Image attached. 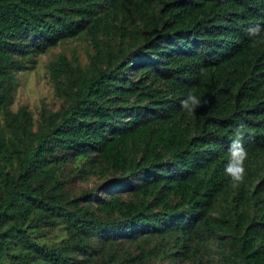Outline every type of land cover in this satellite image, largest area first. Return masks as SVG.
I'll return each mask as SVG.
<instances>
[{"label":"trees","instance_id":"1","mask_svg":"<svg viewBox=\"0 0 264 264\" xmlns=\"http://www.w3.org/2000/svg\"><path fill=\"white\" fill-rule=\"evenodd\" d=\"M255 24L264 25V0H0V109L24 64L16 54L81 31L95 49L87 69L64 55L50 61L68 103L38 129L25 108L6 111L17 164L0 166V261L206 264L214 242L222 264H264V44L246 32ZM128 43L139 45L125 56ZM189 91L208 101L191 115L180 105ZM240 123L248 159L233 187L224 168ZM79 155L76 174L111 175L105 197L68 189L65 168ZM56 220L59 243L31 236Z\"/></svg>","mask_w":264,"mask_h":264},{"label":"rangeland","instance_id":"2","mask_svg":"<svg viewBox=\"0 0 264 264\" xmlns=\"http://www.w3.org/2000/svg\"><path fill=\"white\" fill-rule=\"evenodd\" d=\"M103 44L106 41H110L117 49L119 39L112 38L107 39L105 36L101 37ZM136 44H126V55L134 52L137 47ZM95 54V49L92 45L90 36L86 31L80 33L62 37L56 40L53 44L44 48H36L29 54L22 56L16 54L17 58L23 57V67L13 72L11 98L9 102L0 109V136L3 138V146L5 149H0V166L4 171L14 173L16 169L17 159L14 153L11 151V141L16 140L12 132L6 126L5 115L6 111H17L20 108H25L31 118L30 128L32 130L38 129L43 117L54 111L61 110L67 103V99L63 94L57 92L55 83L51 77L49 70V63L55 60L59 55H64L73 64H77L82 69H87L91 65L92 56ZM106 62L102 61L100 66H105ZM127 73L131 74L135 78L137 75H133V69H128ZM84 162L83 156H77L73 162L66 165L65 171L67 172L68 189L72 192L73 196H80L84 192H91L88 199L93 201L99 197H105L107 194L102 193L105 190V186L109 185L111 175L102 173H89L82 176V173H75L74 170ZM77 166V167H75ZM264 166V165H263ZM263 171V170H262ZM262 171L260 174H262ZM258 182V180H256ZM255 182V183H256ZM3 192V184L0 174V195ZM129 193L123 192L122 196L126 197ZM219 204L216 205L215 210L212 212L216 214V210ZM251 212H256L253 208ZM6 224L3 225V228ZM29 232L35 240L40 244H56L66 237L65 224L60 220H56L50 225H38L35 228H30ZM120 247L126 249L129 247L131 250H136V244L124 241ZM218 247L214 242L210 243L208 249L204 251V258L206 264H222L218 259L217 252ZM22 251L17 244H11L9 249L10 253H17ZM10 256H4V259L0 261V264H7L10 261ZM187 261L183 262L186 263ZM179 261L174 260L172 264H177ZM158 264H170L168 260H159Z\"/></svg>","mask_w":264,"mask_h":264},{"label":"clouds","instance_id":"3","mask_svg":"<svg viewBox=\"0 0 264 264\" xmlns=\"http://www.w3.org/2000/svg\"><path fill=\"white\" fill-rule=\"evenodd\" d=\"M247 35L251 38L253 46L257 44H264V25L255 24L247 27ZM207 100L202 99L193 91L180 100L181 108L188 114H195L198 108L205 106ZM246 125L238 124L233 129V139L228 146V162L225 165L224 172L230 177V182L233 187H238L244 183L246 176L245 161L248 159V151L243 144L246 135Z\"/></svg>","mask_w":264,"mask_h":264}]
</instances>
